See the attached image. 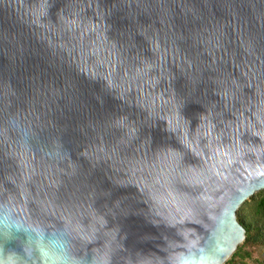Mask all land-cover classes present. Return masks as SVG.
Masks as SVG:
<instances>
[{"label":"water","instance_id":"95a60500","mask_svg":"<svg viewBox=\"0 0 264 264\" xmlns=\"http://www.w3.org/2000/svg\"><path fill=\"white\" fill-rule=\"evenodd\" d=\"M264 191V0H0V206L81 264H225ZM0 231V264H39Z\"/></svg>","mask_w":264,"mask_h":264},{"label":"clouds","instance_id":"9594fccd","mask_svg":"<svg viewBox=\"0 0 264 264\" xmlns=\"http://www.w3.org/2000/svg\"><path fill=\"white\" fill-rule=\"evenodd\" d=\"M0 231H23L28 234L26 251L31 254L34 246L39 255V264H81L79 259L70 255L67 240L62 232H49L39 224L19 217L14 218L8 205L0 206ZM12 264H21L15 254Z\"/></svg>","mask_w":264,"mask_h":264},{"label":"trees","instance_id":"16d2710c","mask_svg":"<svg viewBox=\"0 0 264 264\" xmlns=\"http://www.w3.org/2000/svg\"><path fill=\"white\" fill-rule=\"evenodd\" d=\"M238 222L244 227L246 238L227 261L233 263L241 258L245 245L260 244L264 246V191L246 200L237 212Z\"/></svg>","mask_w":264,"mask_h":264},{"label":"rangeland","instance_id":"374dc122","mask_svg":"<svg viewBox=\"0 0 264 264\" xmlns=\"http://www.w3.org/2000/svg\"><path fill=\"white\" fill-rule=\"evenodd\" d=\"M241 254V258H236L233 263L225 264H264V246L260 244L245 245Z\"/></svg>","mask_w":264,"mask_h":264}]
</instances>
